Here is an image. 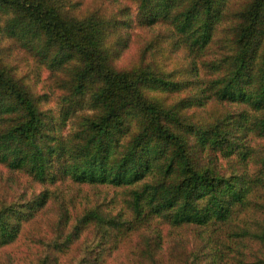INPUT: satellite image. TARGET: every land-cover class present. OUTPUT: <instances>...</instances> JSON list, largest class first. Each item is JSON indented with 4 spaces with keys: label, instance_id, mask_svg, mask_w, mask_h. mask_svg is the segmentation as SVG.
Instances as JSON below:
<instances>
[{
    "label": "trees",
    "instance_id": "1",
    "mask_svg": "<svg viewBox=\"0 0 264 264\" xmlns=\"http://www.w3.org/2000/svg\"><path fill=\"white\" fill-rule=\"evenodd\" d=\"M81 1L0 0V264H264V0Z\"/></svg>",
    "mask_w": 264,
    "mask_h": 264
},
{
    "label": "rangeland",
    "instance_id": "2",
    "mask_svg": "<svg viewBox=\"0 0 264 264\" xmlns=\"http://www.w3.org/2000/svg\"><path fill=\"white\" fill-rule=\"evenodd\" d=\"M76 5V8L73 9V11H75L77 14H81L80 12H84L86 9H92L94 7H96V5H100V1L99 0H82L81 2H78V4H75ZM237 5H235L236 7ZM68 7H71V5H69ZM134 30L136 33H139V36L136 38L135 42L134 43H131L129 49H127L126 52H124L122 54V58L120 59L121 63L122 64H129L131 62H133V60H135L134 58H136V53L138 51V48L141 47V43H139V39L141 37L142 34H144L145 32L144 31H141L138 26H135L134 27ZM141 34V35H140ZM164 46V49L167 47V45L164 43L163 44ZM168 53V52H167ZM150 55V54H148ZM167 55V58H168V62H164L160 55L159 54H156L155 56H149L147 57V61L151 62V63H154L157 64V66H159L160 68H164L165 67V64L166 65V69H171L173 68V66L175 65L174 63H176L179 67L181 66H184L185 64H187L188 62V59H185L183 58V56H181V52H173V53H168L166 54ZM210 56H212L210 54ZM51 74L49 73V71H43L42 74H41V77L39 79V81L37 82V93L41 94H45L46 95V98L48 100V106L53 108L54 110L57 109L56 105H57V102H58V98L60 97L61 93H62V90L59 89L57 87V85H55L53 83V80L52 78L50 77ZM227 110L228 111H233V109L231 108V105H225ZM0 171L2 173H5L7 172L4 168H1ZM21 183V185H13L12 187V190H24V188L27 186L25 185V180H19L18 181V184ZM28 192H29V189H28ZM15 196L12 195V196H8V197H13ZM187 237L190 239L191 238V235L190 233L188 232L187 233ZM18 253L22 254L24 253V250H17ZM73 253L69 254L68 257H71L73 256L72 255ZM123 253L121 254V258H120V261L118 263H114V264H123ZM68 261V258H65L64 262L62 264H66ZM125 261V259H124ZM112 264V263H110Z\"/></svg>",
    "mask_w": 264,
    "mask_h": 264
}]
</instances>
